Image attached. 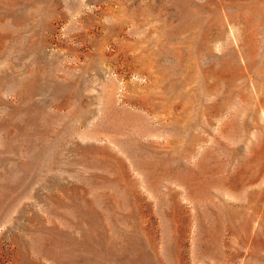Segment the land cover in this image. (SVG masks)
Instances as JSON below:
<instances>
[{"label": "rangeland", "instance_id": "obj_1", "mask_svg": "<svg viewBox=\"0 0 264 264\" xmlns=\"http://www.w3.org/2000/svg\"><path fill=\"white\" fill-rule=\"evenodd\" d=\"M0 264H264V0H0Z\"/></svg>", "mask_w": 264, "mask_h": 264}]
</instances>
